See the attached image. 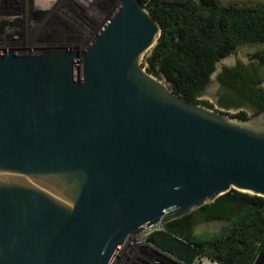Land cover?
<instances>
[{
  "label": "water",
  "instance_id": "95a60500",
  "mask_svg": "<svg viewBox=\"0 0 264 264\" xmlns=\"http://www.w3.org/2000/svg\"><path fill=\"white\" fill-rule=\"evenodd\" d=\"M160 33L119 0L80 52L0 53V264H112L144 226L230 191L264 198V110L180 97L148 73Z\"/></svg>",
  "mask_w": 264,
  "mask_h": 264
},
{
  "label": "trees",
  "instance_id": "16d2710c",
  "mask_svg": "<svg viewBox=\"0 0 264 264\" xmlns=\"http://www.w3.org/2000/svg\"><path fill=\"white\" fill-rule=\"evenodd\" d=\"M160 26L159 40L146 57L148 73L163 77L180 97L204 108L212 104L199 97L210 83L216 64L238 48L257 47L250 64L224 68L218 75L224 111L249 107L226 115L246 120L264 110V1L139 0ZM43 14L29 12L31 20ZM0 20V26L14 23ZM200 222H224L218 232L196 234ZM148 242L184 264L204 255L219 264H253L264 256V198L230 191L212 204L162 225Z\"/></svg>",
  "mask_w": 264,
  "mask_h": 264
},
{
  "label": "built area",
  "instance_id": "2783aa9c",
  "mask_svg": "<svg viewBox=\"0 0 264 264\" xmlns=\"http://www.w3.org/2000/svg\"><path fill=\"white\" fill-rule=\"evenodd\" d=\"M118 6L119 0H0V20H15L0 26V53L80 52L108 22ZM30 11L41 13L43 17L31 20ZM42 44L51 46L44 47ZM79 76H82L81 60ZM161 230V224L151 228L144 226L140 234L124 242L112 264H170L161 255L172 257L148 242L154 231ZM191 264L219 263L198 255Z\"/></svg>",
  "mask_w": 264,
  "mask_h": 264
},
{
  "label": "rangeland",
  "instance_id": "374dc122",
  "mask_svg": "<svg viewBox=\"0 0 264 264\" xmlns=\"http://www.w3.org/2000/svg\"><path fill=\"white\" fill-rule=\"evenodd\" d=\"M257 2V1H264V0H224V2ZM41 46V45H38ZM44 47H50V44H42ZM54 46V45H53ZM65 46V45H61ZM67 46V45H66ZM258 48L257 47H242L238 48L233 54L228 56L227 58L223 59L220 61L219 68H229L231 66V63L234 62V60L239 59L240 61H246L249 59V56L255 52ZM214 78L210 80V83L208 87L205 89L202 93V95L199 97L200 101H207L208 103L212 104L213 109L212 110H217V111H223L221 107L218 106L215 97H214V87H215V82ZM240 109H231L227 112L228 114H235L238 112ZM247 113H251L250 109H243ZM224 224V222H200L196 228H195V233L196 234H213L218 232L219 228Z\"/></svg>",
  "mask_w": 264,
  "mask_h": 264
},
{
  "label": "flooded vegetation",
  "instance_id": "af4514ba",
  "mask_svg": "<svg viewBox=\"0 0 264 264\" xmlns=\"http://www.w3.org/2000/svg\"><path fill=\"white\" fill-rule=\"evenodd\" d=\"M250 59L248 60V62L246 63V62H242V61H240L239 59H236V60H234V62H232L231 63V66L229 67V68H234L235 66H237V64H242V65H244V66H248L249 64H250ZM223 69L224 68H222V70H221V72L223 71ZM220 72V73H221ZM219 73V74H220ZM218 74V75H219ZM218 75L215 77V79H214V82H215V85H216V102H217V104H218V102H219V98H220V96L223 94V89H222V87H221V85H220V83L218 82V79H217V77H218ZM264 84V80H263V83L261 84V85H259V87H261V88H263L262 87V85ZM264 89V88H263ZM206 91V90H205ZM220 112H225L224 110L223 111H220ZM227 113V112H226Z\"/></svg>",
  "mask_w": 264,
  "mask_h": 264
},
{
  "label": "bare ground",
  "instance_id": "6f19581e",
  "mask_svg": "<svg viewBox=\"0 0 264 264\" xmlns=\"http://www.w3.org/2000/svg\"><path fill=\"white\" fill-rule=\"evenodd\" d=\"M131 237H132V236L128 237V240H130V239H131Z\"/></svg>",
  "mask_w": 264,
  "mask_h": 264
}]
</instances>
